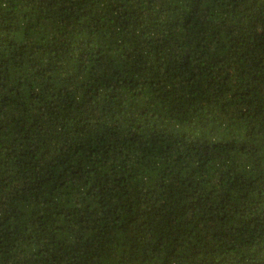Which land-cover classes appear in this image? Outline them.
<instances>
[{
  "label": "trees",
  "instance_id": "1",
  "mask_svg": "<svg viewBox=\"0 0 264 264\" xmlns=\"http://www.w3.org/2000/svg\"><path fill=\"white\" fill-rule=\"evenodd\" d=\"M0 264H264V0H0Z\"/></svg>",
  "mask_w": 264,
  "mask_h": 264
}]
</instances>
